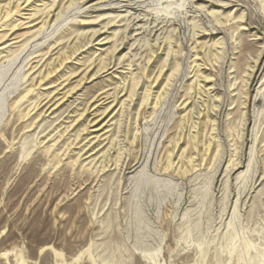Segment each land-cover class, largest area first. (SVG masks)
Segmentation results:
<instances>
[{
    "label": "rangeland",
    "instance_id": "obj_1",
    "mask_svg": "<svg viewBox=\"0 0 264 264\" xmlns=\"http://www.w3.org/2000/svg\"><path fill=\"white\" fill-rule=\"evenodd\" d=\"M0 264H264V0H0Z\"/></svg>",
    "mask_w": 264,
    "mask_h": 264
}]
</instances>
